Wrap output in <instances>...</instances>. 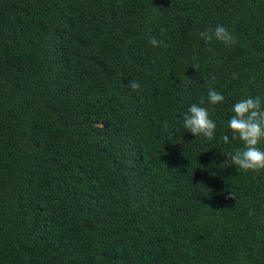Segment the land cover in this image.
<instances>
[{"label":"trees","instance_id":"16d2710c","mask_svg":"<svg viewBox=\"0 0 264 264\" xmlns=\"http://www.w3.org/2000/svg\"><path fill=\"white\" fill-rule=\"evenodd\" d=\"M256 96L264 0H0V264H264V169L226 157Z\"/></svg>","mask_w":264,"mask_h":264},{"label":"clouds","instance_id":"9594fccd","mask_svg":"<svg viewBox=\"0 0 264 264\" xmlns=\"http://www.w3.org/2000/svg\"><path fill=\"white\" fill-rule=\"evenodd\" d=\"M200 36L205 44L210 43L213 36L217 41L227 45L236 43L231 33L222 25H217L214 32L203 31L200 33ZM151 44L155 47L163 44V41H157L155 38H152ZM208 50L211 51L210 48ZM212 79L214 80L215 77L213 76ZM129 87L132 90H138L141 85L138 81H131ZM208 100L211 104L215 105L223 102L224 96L214 88H209ZM203 103L204 101L201 100L200 104ZM232 112L234 114L228 121V127L233 133L232 138L243 142V148L237 149L234 153H229L226 156L227 160L231 161V164L228 166L235 165L245 172L249 170L257 172L264 169V150L258 147L260 141L264 139V107H262L260 97L256 96L254 98L249 97L239 100L233 105ZM164 127H168L167 121L164 122ZM216 127V123L209 117L208 110L199 104H191L183 115V128L196 137L202 135L207 140H212ZM222 139L225 143H229L227 135H224ZM252 214V211H250L249 215Z\"/></svg>","mask_w":264,"mask_h":264}]
</instances>
